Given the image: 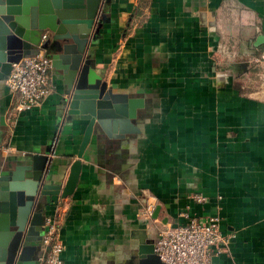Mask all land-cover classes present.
<instances>
[{
  "label": "crops",
  "instance_id": "crops-1",
  "mask_svg": "<svg viewBox=\"0 0 264 264\" xmlns=\"http://www.w3.org/2000/svg\"><path fill=\"white\" fill-rule=\"evenodd\" d=\"M104 13L91 65L127 96L139 133L124 142L93 135L74 193L43 200L46 214L55 206L63 214L64 264H125L138 246L133 234L155 242L165 226L208 216L228 238L212 264H264V63L250 71L243 63L264 54L254 46L264 0H109ZM50 76L53 93L1 127L0 158L5 170L45 155V182L56 186L77 160L86 123L68 120L62 71ZM2 86L6 119L14 100ZM147 198L161 207L156 219L143 217Z\"/></svg>",
  "mask_w": 264,
  "mask_h": 264
},
{
  "label": "water",
  "instance_id": "water-1",
  "mask_svg": "<svg viewBox=\"0 0 264 264\" xmlns=\"http://www.w3.org/2000/svg\"><path fill=\"white\" fill-rule=\"evenodd\" d=\"M108 5L109 0H0V94L12 64L34 54L43 32L48 31L50 37L45 45L52 68L62 71L64 85L70 92L68 120L86 123L77 160L70 165L64 185L46 184L49 162L45 155L33 156L28 164L8 166L5 170L0 158V264H39L47 206L43 200L67 198L74 193L81 173L80 159L93 135L100 137L103 132L109 139L124 142L127 136L139 133L133 125V107L125 109L127 96L114 94L108 88L92 68L88 54ZM262 45L264 35H259L254 46ZM254 55L243 63L250 67ZM112 123L118 135L110 132ZM4 126L5 119L0 115V146L6 136L1 129ZM160 209V205L156 206L152 219L158 218ZM133 235L138 246L125 264H164L146 232Z\"/></svg>",
  "mask_w": 264,
  "mask_h": 264
},
{
  "label": "built area",
  "instance_id": "built-area-1",
  "mask_svg": "<svg viewBox=\"0 0 264 264\" xmlns=\"http://www.w3.org/2000/svg\"><path fill=\"white\" fill-rule=\"evenodd\" d=\"M49 37L48 31L43 32L37 51L12 64L5 79V87L13 96L14 102L10 115L5 119L6 126L17 116L35 108L55 90L50 76L52 60L45 45ZM260 59L264 60V54ZM195 200L202 202L204 198L196 196ZM155 205V198H147L144 218H151ZM62 218L63 214L58 206L54 207L51 214H46L39 264H64V247L59 237ZM227 245L228 238L220 230V219L208 216L203 219L192 218L185 224L168 225L159 230L155 240V253L164 264H212L213 256L226 249Z\"/></svg>",
  "mask_w": 264,
  "mask_h": 264
},
{
  "label": "rangeland",
  "instance_id": "rangeland-1",
  "mask_svg": "<svg viewBox=\"0 0 264 264\" xmlns=\"http://www.w3.org/2000/svg\"><path fill=\"white\" fill-rule=\"evenodd\" d=\"M259 56H261V55H259ZM259 56H258V57L256 56L255 61L250 65L248 71H250V68H251L252 66H254V65H255L256 67H258V68H261V69L263 68V67H262V66H263L262 63H264V60H263V59H258ZM256 60H258V62H257ZM257 73L259 74V72H257ZM262 75H264V74L261 73V76H262ZM261 76H259V77L262 79V81H264V79H263ZM258 82H259V81H258ZM257 85H260V82H259ZM255 91H257V90H256V89H252L250 93H252V94L255 93V95L260 93V92H255ZM258 91H261V90L258 89Z\"/></svg>",
  "mask_w": 264,
  "mask_h": 264
},
{
  "label": "flooded vegetation",
  "instance_id": "flooded-vegetation-1",
  "mask_svg": "<svg viewBox=\"0 0 264 264\" xmlns=\"http://www.w3.org/2000/svg\"><path fill=\"white\" fill-rule=\"evenodd\" d=\"M12 239V238H11ZM0 249H1V247H0ZM3 250V249H2ZM4 251H6L5 249H4Z\"/></svg>",
  "mask_w": 264,
  "mask_h": 264
}]
</instances>
